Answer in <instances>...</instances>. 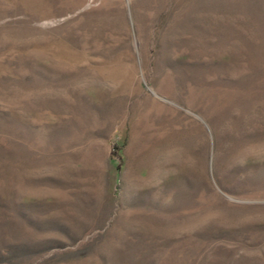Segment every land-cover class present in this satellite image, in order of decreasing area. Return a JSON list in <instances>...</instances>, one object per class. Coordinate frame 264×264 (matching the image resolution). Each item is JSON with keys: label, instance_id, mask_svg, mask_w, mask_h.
<instances>
[{"label": "rangeland", "instance_id": "374dc122", "mask_svg": "<svg viewBox=\"0 0 264 264\" xmlns=\"http://www.w3.org/2000/svg\"><path fill=\"white\" fill-rule=\"evenodd\" d=\"M0 264H264V0H0Z\"/></svg>", "mask_w": 264, "mask_h": 264}]
</instances>
